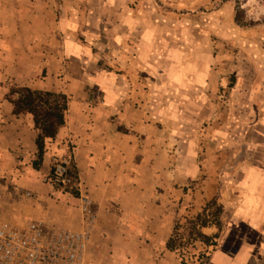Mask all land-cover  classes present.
Instances as JSON below:
<instances>
[{"label": "crops", "instance_id": "crops-1", "mask_svg": "<svg viewBox=\"0 0 264 264\" xmlns=\"http://www.w3.org/2000/svg\"><path fill=\"white\" fill-rule=\"evenodd\" d=\"M126 14L111 0H0L3 217L78 230L77 198L42 183L52 156L68 155L93 204L98 260L108 248L117 264H180L165 249L174 223L216 197L222 228L201 229L219 234L201 264H264L263 75L235 71L221 99L214 69L178 50L157 56L155 23ZM11 86L69 100L38 171L32 118L3 99Z\"/></svg>", "mask_w": 264, "mask_h": 264}, {"label": "rangeland", "instance_id": "rangeland-1", "mask_svg": "<svg viewBox=\"0 0 264 264\" xmlns=\"http://www.w3.org/2000/svg\"><path fill=\"white\" fill-rule=\"evenodd\" d=\"M118 2L123 11L150 19L154 24L155 54L162 56L178 50L196 57L202 64L217 72L221 99L230 97V87L238 78L235 71L241 72L240 80L251 82L256 72L263 75L264 82V0H111ZM241 10V24L234 21L236 8ZM12 87V86H11ZM10 88V87H9ZM8 88V89H9ZM0 180V185L1 184ZM46 193L52 197L61 193L42 181ZM2 188V187H0ZM0 192L2 190L0 189ZM5 193H9L8 190ZM13 194L12 198L17 199ZM179 222V221H178ZM180 232L184 234L181 253L190 263L198 262L204 255L203 245L187 242L185 220L180 222ZM56 227V226H55ZM60 228V227H59ZM104 260H98L97 249L89 244L83 264H117L109 259V249H103ZM203 261H200V264ZM199 263V262H198Z\"/></svg>", "mask_w": 264, "mask_h": 264}, {"label": "built area", "instance_id": "built-area-1", "mask_svg": "<svg viewBox=\"0 0 264 264\" xmlns=\"http://www.w3.org/2000/svg\"><path fill=\"white\" fill-rule=\"evenodd\" d=\"M68 155L52 156L43 182L63 194L77 198L80 228L69 230L37 221L12 224L0 210V264H83L89 247L95 211L89 198L79 190L71 173Z\"/></svg>", "mask_w": 264, "mask_h": 264}, {"label": "trees", "instance_id": "trees-1", "mask_svg": "<svg viewBox=\"0 0 264 264\" xmlns=\"http://www.w3.org/2000/svg\"><path fill=\"white\" fill-rule=\"evenodd\" d=\"M241 10L236 8L234 21L237 25L241 24ZM3 99L11 106V114L15 117L20 115H30L33 122V128L36 132L35 159L32 162V168L38 171L41 167L45 141L54 140L58 131L65 124V114L68 107V97L61 93H53L48 91L32 90L27 87L12 86L8 89ZM71 173L77 178V170L72 164ZM222 207L217 204V198L214 197L202 208L201 212L191 219H185L187 229L185 238L187 242L200 244L205 247H214L219 238V234L206 236L201 232L202 228L207 226H215L221 231L222 225L220 217ZM180 222L174 223L173 232L165 243V249L174 253L180 264H192L184 259L181 253L184 249L182 239L184 234L180 232ZM198 262L204 261L205 256H198ZM202 263V262H201Z\"/></svg>", "mask_w": 264, "mask_h": 264}]
</instances>
